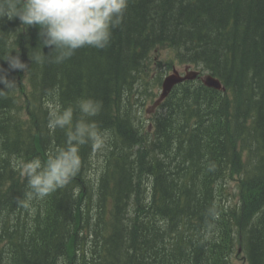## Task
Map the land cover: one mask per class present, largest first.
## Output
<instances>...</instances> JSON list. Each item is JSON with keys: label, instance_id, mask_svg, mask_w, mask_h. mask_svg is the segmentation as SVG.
Segmentation results:
<instances>
[{"label": "trees", "instance_id": "obj_1", "mask_svg": "<svg viewBox=\"0 0 264 264\" xmlns=\"http://www.w3.org/2000/svg\"><path fill=\"white\" fill-rule=\"evenodd\" d=\"M38 33L0 19V58L19 51L29 67L0 59L17 83L0 95V264H264V0H128L107 47L59 64L32 63ZM158 46L225 89L179 83L147 125L137 109ZM86 98L102 104L87 119L105 146L82 145L67 185L20 206L19 162L66 141L47 128L49 103Z\"/></svg>", "mask_w": 264, "mask_h": 264}, {"label": "clouds", "instance_id": "obj_2", "mask_svg": "<svg viewBox=\"0 0 264 264\" xmlns=\"http://www.w3.org/2000/svg\"><path fill=\"white\" fill-rule=\"evenodd\" d=\"M128 0H0V19L18 18L21 25L39 28V53L29 55L33 62H42L52 54L59 64L70 59L82 48L104 49L110 44L112 30L123 23ZM36 47V48H37ZM50 48L45 55L43 48ZM16 54L0 58L7 62L8 70H28V65ZM0 67V95L13 91L17 83L9 79L7 71ZM55 97V93H50ZM102 104L91 98L81 99L76 107H63L49 103L47 128L67 130L63 147L54 148L46 161L39 157L19 162L21 175L26 179L24 199L17 203L27 208L34 199H43L67 185L81 168L80 148L91 141L100 150L105 146L106 133L98 130L95 122L87 118L99 114ZM81 114L75 119L76 110Z\"/></svg>", "mask_w": 264, "mask_h": 264}, {"label": "rangeland", "instance_id": "obj_3", "mask_svg": "<svg viewBox=\"0 0 264 264\" xmlns=\"http://www.w3.org/2000/svg\"><path fill=\"white\" fill-rule=\"evenodd\" d=\"M152 58L154 60L152 79H151V89L152 94L148 95V101L145 105H141L138 110V116L142 120L147 122V125L152 123V116H154L160 109V104L162 102V92L163 86L162 83L165 77L169 74H172L175 70H178L180 73L185 74L190 73L191 71L199 70L201 71L202 77L209 73L208 70L202 69V67H197L194 65H188L185 63H180L178 60H175L174 53L171 49L166 46H158L152 52ZM174 59L172 63L173 66L169 68L167 62ZM161 79V81H160ZM96 164L99 166V161L96 158ZM238 264H243L242 258L237 259ZM63 264V262L61 263Z\"/></svg>", "mask_w": 264, "mask_h": 264}, {"label": "water", "instance_id": "obj_4", "mask_svg": "<svg viewBox=\"0 0 264 264\" xmlns=\"http://www.w3.org/2000/svg\"><path fill=\"white\" fill-rule=\"evenodd\" d=\"M196 71H191L190 73L187 74H181L179 71L175 70L172 74H169L165 77L162 86H163V92H162V100L171 92L173 87L179 83H182L186 80L194 79L197 76ZM203 82L205 85L211 88H215L217 90H224L225 87L222 83V81L212 75V74H207L203 78Z\"/></svg>", "mask_w": 264, "mask_h": 264}, {"label": "flooded vegetation", "instance_id": "obj_5", "mask_svg": "<svg viewBox=\"0 0 264 264\" xmlns=\"http://www.w3.org/2000/svg\"><path fill=\"white\" fill-rule=\"evenodd\" d=\"M195 71L198 73L197 76H196L194 79H190V80H195V79H196V80H201V81H203V78H204L207 74H206L205 76L202 77L201 71H199V70H195ZM186 73H187V72H186ZM186 73H185V74H186Z\"/></svg>", "mask_w": 264, "mask_h": 264}, {"label": "bare ground", "instance_id": "obj_6", "mask_svg": "<svg viewBox=\"0 0 264 264\" xmlns=\"http://www.w3.org/2000/svg\"><path fill=\"white\" fill-rule=\"evenodd\" d=\"M8 112V111H7Z\"/></svg>", "mask_w": 264, "mask_h": 264}]
</instances>
